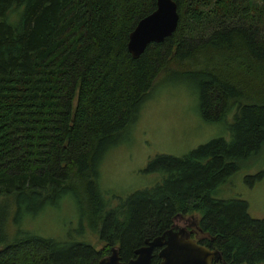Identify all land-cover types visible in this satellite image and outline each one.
I'll use <instances>...</instances> for the list:
<instances>
[{"label": "trees", "instance_id": "16d2710c", "mask_svg": "<svg viewBox=\"0 0 264 264\" xmlns=\"http://www.w3.org/2000/svg\"><path fill=\"white\" fill-rule=\"evenodd\" d=\"M173 1L175 30L132 58L128 33L155 0H0V264H96L111 247L126 261L193 212L196 241L221 264H264V217L210 194L264 146V0ZM188 66L200 116L233 111L230 139L153 156L144 170L161 181L109 205L96 185L104 151L157 76ZM63 196L92 220L99 250L30 231L7 237L11 207L18 217Z\"/></svg>", "mask_w": 264, "mask_h": 264}, {"label": "rangeland", "instance_id": "374dc122", "mask_svg": "<svg viewBox=\"0 0 264 264\" xmlns=\"http://www.w3.org/2000/svg\"><path fill=\"white\" fill-rule=\"evenodd\" d=\"M191 68L160 73L146 92L134 119L114 134L98 163L96 180L98 191L109 205L136 189L161 181V173L144 170L153 156H181L212 138L230 139L227 124L233 111L218 121H208L200 116ZM210 194L215 198L244 200L249 216L264 217V146ZM80 208L76 199L70 196L54 198L38 211H30L32 208L21 211L18 217L15 208L11 207L6 235L11 238L18 234L17 231H30L48 238L87 242L99 250L104 243L89 227L92 220ZM197 218L196 212L185 214L177 218L180 220L176 225L180 227L183 221L195 224ZM196 237L197 234L193 239Z\"/></svg>", "mask_w": 264, "mask_h": 264}, {"label": "water", "instance_id": "95a60500", "mask_svg": "<svg viewBox=\"0 0 264 264\" xmlns=\"http://www.w3.org/2000/svg\"><path fill=\"white\" fill-rule=\"evenodd\" d=\"M178 14L173 0H155L154 9L139 18L128 33L126 50L136 58L150 42H161L175 30ZM157 248L159 261L155 264H221L220 253L208 248L188 236L186 230L171 225L159 235L144 239L134 249V256L121 261L117 249L100 257L96 264H150L152 251Z\"/></svg>", "mask_w": 264, "mask_h": 264}, {"label": "flooded vegetation", "instance_id": "af4514ba", "mask_svg": "<svg viewBox=\"0 0 264 264\" xmlns=\"http://www.w3.org/2000/svg\"><path fill=\"white\" fill-rule=\"evenodd\" d=\"M180 216L176 217L174 219V222L172 225L176 226L177 228H181L183 230H186V232L188 233V236L193 238V236L196 235V229H195V224L192 222V221H183L182 225L179 227L178 225H176V222L180 219H177L179 218ZM196 240V239H195Z\"/></svg>", "mask_w": 264, "mask_h": 264}]
</instances>
